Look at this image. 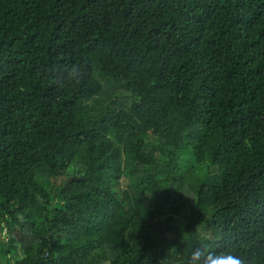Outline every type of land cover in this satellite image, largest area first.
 Returning a JSON list of instances; mask_svg holds the SVG:
<instances>
[{
    "label": "trees",
    "instance_id": "obj_1",
    "mask_svg": "<svg viewBox=\"0 0 264 264\" xmlns=\"http://www.w3.org/2000/svg\"><path fill=\"white\" fill-rule=\"evenodd\" d=\"M201 242L264 264V0H0V264Z\"/></svg>",
    "mask_w": 264,
    "mask_h": 264
},
{
    "label": "clouds",
    "instance_id": "obj_2",
    "mask_svg": "<svg viewBox=\"0 0 264 264\" xmlns=\"http://www.w3.org/2000/svg\"><path fill=\"white\" fill-rule=\"evenodd\" d=\"M62 72L60 69H47L48 75L52 76L54 80L60 78L74 86L79 85L84 76V68L79 63H73L70 67L63 69ZM178 264H255V258H249L240 253L234 242L218 252L210 251L207 245L201 242L200 247H196L187 255L181 256Z\"/></svg>",
    "mask_w": 264,
    "mask_h": 264
},
{
    "label": "rangeland",
    "instance_id": "obj_3",
    "mask_svg": "<svg viewBox=\"0 0 264 264\" xmlns=\"http://www.w3.org/2000/svg\"><path fill=\"white\" fill-rule=\"evenodd\" d=\"M14 241L16 243V251L19 252V258L23 259V251H22V244H21V240L18 236L14 237ZM0 256L2 257V254H0Z\"/></svg>",
    "mask_w": 264,
    "mask_h": 264
}]
</instances>
